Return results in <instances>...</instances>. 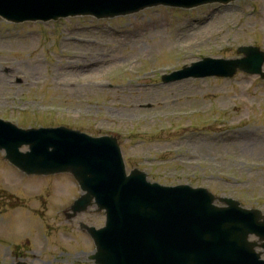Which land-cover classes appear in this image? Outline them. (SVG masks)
I'll return each mask as SVG.
<instances>
[{"label":"rangeland","instance_id":"1","mask_svg":"<svg viewBox=\"0 0 264 264\" xmlns=\"http://www.w3.org/2000/svg\"><path fill=\"white\" fill-rule=\"evenodd\" d=\"M69 36L97 42L78 44L86 42ZM247 44L264 50V0L189 11L156 7L107 22L0 20V118L21 127L112 132L128 171L138 167L151 181L204 187L264 212V79L237 72L231 78L161 81L166 70H183L204 56L237 58V46ZM112 57L114 63H108ZM98 59H104L100 66L90 64ZM155 67L161 69L148 73ZM191 110L198 114L188 118ZM2 157L0 151V264H9V248L25 239L36 249L52 248L50 257L57 248L87 249L77 220L98 225L103 220L67 221L56 214L80 194L73 179L24 178ZM37 215L54 228L44 229ZM62 257L61 264H72Z\"/></svg>","mask_w":264,"mask_h":264},{"label":"water","instance_id":"2","mask_svg":"<svg viewBox=\"0 0 264 264\" xmlns=\"http://www.w3.org/2000/svg\"><path fill=\"white\" fill-rule=\"evenodd\" d=\"M232 0H0V15L14 21L57 18L80 13L97 17L127 14L145 6L170 4L194 7ZM235 60L204 58L177 78L208 75L230 77L237 69L261 73L264 53L254 47L239 48ZM27 144L30 151L18 152ZM0 149L5 158L27 174L70 173L82 195L74 213L85 211L95 197L106 208L107 225L99 232L108 242V264H264L249 242L250 233L264 240V217L257 209L240 207L231 198L215 197L205 188L188 185L162 187L150 184L142 171L127 176L114 138H93L65 127L20 129L0 120ZM100 199V200H99ZM218 200L226 206L218 207ZM93 235L104 264L105 246ZM98 237V236H97ZM237 254L234 261L233 252Z\"/></svg>","mask_w":264,"mask_h":264},{"label":"flooded vegetation","instance_id":"3","mask_svg":"<svg viewBox=\"0 0 264 264\" xmlns=\"http://www.w3.org/2000/svg\"><path fill=\"white\" fill-rule=\"evenodd\" d=\"M95 216H103L101 213H97V214H93ZM30 258V256L27 255L26 252H20L19 250H14V258H13V263L17 264L18 262H23L26 261ZM93 264L95 263V261H92Z\"/></svg>","mask_w":264,"mask_h":264},{"label":"bare ground","instance_id":"4","mask_svg":"<svg viewBox=\"0 0 264 264\" xmlns=\"http://www.w3.org/2000/svg\"><path fill=\"white\" fill-rule=\"evenodd\" d=\"M71 57H73V58H77L76 61L79 59V56H71ZM129 60H130V59H129ZM114 61H115V59H114V57H112V58H110V59L108 60V63H114ZM102 62H104V59H98V60H94V61H92L90 64H91V65L100 66V64H101ZM85 64H87V63H85ZM101 76H102V75H100V77H101ZM67 81H71V79H67Z\"/></svg>","mask_w":264,"mask_h":264}]
</instances>
